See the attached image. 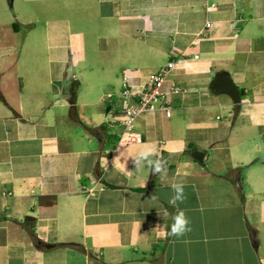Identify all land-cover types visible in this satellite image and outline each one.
Instances as JSON below:
<instances>
[{
    "label": "crops",
    "instance_id": "obj_1",
    "mask_svg": "<svg viewBox=\"0 0 264 264\" xmlns=\"http://www.w3.org/2000/svg\"><path fill=\"white\" fill-rule=\"evenodd\" d=\"M213 1L23 0L31 25L0 41V264H264V0ZM42 20L55 45L19 49ZM177 55L164 89L184 91L137 118L142 143H120L124 71L142 91ZM77 66L104 72L72 78L87 85L75 117L64 83ZM219 75L241 92L237 115ZM145 147L163 174L134 167ZM180 210L191 231L170 237Z\"/></svg>",
    "mask_w": 264,
    "mask_h": 264
},
{
    "label": "built area",
    "instance_id": "obj_2",
    "mask_svg": "<svg viewBox=\"0 0 264 264\" xmlns=\"http://www.w3.org/2000/svg\"><path fill=\"white\" fill-rule=\"evenodd\" d=\"M209 7L214 8L217 6L213 0H206ZM196 55L195 57H197ZM177 58L171 59L166 66L152 72L149 75L147 84L142 91L134 90L129 71L125 70L123 74L124 97H132L134 102L127 104L123 110V131L120 137L122 144H137L143 142V137L136 131L137 118L146 112L155 111L164 108L165 102L170 95H177L184 91L183 87L173 85L170 90L164 89V84L169 75L182 63L185 58L183 56H176ZM86 192L93 195L95 194L94 188H85Z\"/></svg>",
    "mask_w": 264,
    "mask_h": 264
},
{
    "label": "rangeland",
    "instance_id": "obj_3",
    "mask_svg": "<svg viewBox=\"0 0 264 264\" xmlns=\"http://www.w3.org/2000/svg\"><path fill=\"white\" fill-rule=\"evenodd\" d=\"M26 5L23 2V0H15L13 4L10 3V0H0V41L3 42V44H11L13 42V39L11 38V31L9 30V25L11 22H14L18 25H22L25 23V26H30L29 20L24 18V12L26 10ZM35 14H32L33 17ZM36 26L31 30H28L26 33V29L24 32L18 36L16 41V46L26 52L28 48L31 47H48V45H55V40L51 41V38L49 35H47V31H50V25H54L50 22H46L45 20L38 21L35 23ZM25 33V34H24ZM61 43L64 44L67 42V32L64 34L63 37L60 39ZM82 57V56H81ZM78 58V57H77ZM81 61H83L82 58H80ZM81 69L77 67L72 68L68 72L67 81H65L64 84H66L67 88L71 87V84L73 82H76L73 77L79 76L80 79H90L98 80L101 76H103L104 71L94 70V71H87L84 74H81ZM84 72V71H83ZM84 75V76H83ZM88 82V81H87ZM87 85L82 84V86L79 88L82 94L86 92ZM79 90H77V95L79 93ZM69 94H70V88H69ZM71 97V95H70Z\"/></svg>",
    "mask_w": 264,
    "mask_h": 264
},
{
    "label": "clouds",
    "instance_id": "obj_4",
    "mask_svg": "<svg viewBox=\"0 0 264 264\" xmlns=\"http://www.w3.org/2000/svg\"><path fill=\"white\" fill-rule=\"evenodd\" d=\"M132 162L137 169L145 164L148 165L152 168L153 174H163L166 171L165 162L156 156V149L153 147H145L132 158ZM171 190L173 195L168 203L172 206L183 203L185 199V185L183 183L172 184ZM151 199H156V197L152 196ZM189 231H191L190 220L185 212L180 210L172 217V223L167 235L170 237H182Z\"/></svg>",
    "mask_w": 264,
    "mask_h": 264
},
{
    "label": "water",
    "instance_id": "obj_5",
    "mask_svg": "<svg viewBox=\"0 0 264 264\" xmlns=\"http://www.w3.org/2000/svg\"><path fill=\"white\" fill-rule=\"evenodd\" d=\"M212 85L214 86V89L219 93L228 94L232 97L234 103H235V115L238 114L240 103H241V92L237 85L234 83L232 77L230 75H219L214 78L212 81ZM202 153H197L194 155V157L201 161L203 159Z\"/></svg>",
    "mask_w": 264,
    "mask_h": 264
},
{
    "label": "trees",
    "instance_id": "obj_6",
    "mask_svg": "<svg viewBox=\"0 0 264 264\" xmlns=\"http://www.w3.org/2000/svg\"><path fill=\"white\" fill-rule=\"evenodd\" d=\"M13 28L16 30V31H19L20 30V25L14 23L13 24ZM79 86V83L77 82H73L71 84V87H70V101H71V112H72V115L75 116V117H78L77 114H78V108H77V88ZM89 130H94V128H89ZM165 166H166V162H165ZM235 171L239 172L240 173V168L236 169ZM155 185V181L154 179L151 181V183L149 184L148 187L146 188H140L138 190H151L153 188V186ZM37 221V218H33V217H26L25 219V222H29V223H36ZM254 231V230H253Z\"/></svg>",
    "mask_w": 264,
    "mask_h": 264
}]
</instances>
